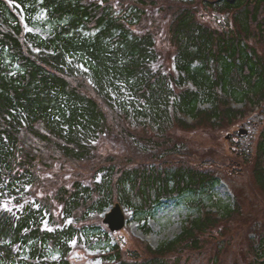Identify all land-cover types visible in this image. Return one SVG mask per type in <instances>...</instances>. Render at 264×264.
Segmentation results:
<instances>
[{
    "label": "trees",
    "instance_id": "trees-1",
    "mask_svg": "<svg viewBox=\"0 0 264 264\" xmlns=\"http://www.w3.org/2000/svg\"><path fill=\"white\" fill-rule=\"evenodd\" d=\"M202 9L220 25L201 20ZM255 110L264 112V0H0V264H69L74 243L96 247L97 219L117 202L144 216L167 197L211 194L223 174L214 160L188 159L179 132L226 130ZM110 141L120 155L103 152ZM237 154L263 207L249 257L227 264H264V130L255 151ZM68 166L80 172L67 178ZM237 199L210 210L201 201L178 236L144 241L142 254L119 240L99 255L223 264L244 215Z\"/></svg>",
    "mask_w": 264,
    "mask_h": 264
},
{
    "label": "rangeland",
    "instance_id": "rangeland-1",
    "mask_svg": "<svg viewBox=\"0 0 264 264\" xmlns=\"http://www.w3.org/2000/svg\"><path fill=\"white\" fill-rule=\"evenodd\" d=\"M201 12H203L200 14L201 20L206 21L213 27L219 26V21L223 20L221 17H217L208 11L206 12L205 9H202ZM159 21L160 25L156 34V43L158 51L164 58L167 56L166 53L172 51V47L166 41L164 32L166 21L164 19ZM32 29L36 33L43 35H46L48 31L44 26L32 27ZM242 127L248 130L247 134L239 135V130ZM263 130L264 112L263 110H255L248 114L247 117L240 119L235 126H230L226 130L179 132L180 136H185V140H189L190 146L186 153L188 159L195 161V163L200 162V164L201 162L208 163L209 159L214 160L216 161L215 169L223 174L220 183L213 188L211 194L185 192L170 198L167 197L153 206L152 209L144 212V216H141L137 209L123 207L127 219L125 227L122 231L114 233L109 230L103 220L105 214L111 210L110 208L113 204L97 219L98 223L104 225L103 229L98 230L104 232L100 234V231H93L90 238L96 247L90 249L84 244L80 246L74 243L72 252L70 253L69 264H107L99 255V252L108 251L119 240L126 242L125 249L131 248L142 254L144 252V246L141 245L142 242L149 241L153 247H158L160 244L169 242V240L178 236L187 224V221L190 218L198 217V214L201 213V206L198 205L201 201L210 210L213 207H219L218 205L237 204L238 195L240 198L239 205L242 206L244 215L239 216V218H242L240 222L237 220L231 224V227L235 226V228L231 229L229 235L230 250L224 254L223 264H227L235 260V258L249 257L247 242L250 225L257 217L259 209L263 207L259 202L262 196L256 194V184L255 180H253L251 166L245 164L242 157H239L236 153L241 147L244 149L250 148L255 151V146ZM107 144L108 148L103 152L115 154L116 156L122 153L118 149L121 148L118 143L110 141ZM59 166L57 165L54 172H57V169L60 168ZM66 172L76 175L80 170L68 166ZM70 173L66 175L67 178L70 176ZM36 192L41 198L47 197L49 193L47 188L40 189V187ZM55 206L57 207V205ZM240 224H243V226L240 227ZM106 235L109 236L108 241L104 240V236ZM83 241L85 240L83 239ZM60 256L56 252L52 253L53 259H58Z\"/></svg>",
    "mask_w": 264,
    "mask_h": 264
},
{
    "label": "water",
    "instance_id": "water-1",
    "mask_svg": "<svg viewBox=\"0 0 264 264\" xmlns=\"http://www.w3.org/2000/svg\"><path fill=\"white\" fill-rule=\"evenodd\" d=\"M247 132L248 130L242 127L239 130V135L247 134ZM110 209L111 210L107 212L103 218L104 223L108 226L109 230H111V232L113 233L117 231H122L127 221L124 208H122L120 203H116Z\"/></svg>",
    "mask_w": 264,
    "mask_h": 264
}]
</instances>
